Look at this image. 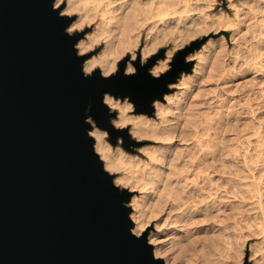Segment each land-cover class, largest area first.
Segmentation results:
<instances>
[{"label":"water","instance_id":"1","mask_svg":"<svg viewBox=\"0 0 264 264\" xmlns=\"http://www.w3.org/2000/svg\"><path fill=\"white\" fill-rule=\"evenodd\" d=\"M55 0H0V264H165L147 233H132L131 192L116 186L89 135L91 122L112 144H136L115 128L105 94L127 98L135 113L151 116L170 85L188 74L178 50L169 69H149L164 49L141 62L130 55L115 73L86 74L70 34L72 17ZM134 72L125 73L126 64Z\"/></svg>","mask_w":264,"mask_h":264},{"label":"rangeland","instance_id":"2","mask_svg":"<svg viewBox=\"0 0 264 264\" xmlns=\"http://www.w3.org/2000/svg\"><path fill=\"white\" fill-rule=\"evenodd\" d=\"M74 1L75 11L70 14L65 12L66 0L54 5L62 6L60 14L72 17V23L85 15L84 5H88L87 0ZM142 1H146L144 5L152 1L156 11L148 9L142 15L145 20L140 17L142 32L139 30L134 40L137 38L140 47L148 44L152 49L148 57L164 49V58L157 61L169 58L165 71L178 50L196 43L197 48L185 58L192 62V69L170 85L172 92L164 96V101L153 103L151 116L135 113L127 98L116 100L128 108L127 116L154 120L156 105H165L166 97L188 87L173 141L175 156L167 162L163 174L167 185L173 182L174 186L180 181L181 186L186 184L190 193L193 192L186 214L182 219L186 205L177 209L166 207L159 191L145 194L146 187L139 175L148 156L137 151L154 143L132 137L130 124L119 127L126 128L136 143L126 149L120 138L112 144L108 133L91 122L92 129L104 132L105 143L114 156L113 170L107 172L114 178L124 176L125 182L117 186L131 192L130 213L135 211L137 219L145 223L143 232L157 250L155 257L165 264H264V146L247 147L243 143L255 139L256 126L264 122V0ZM130 5L129 0L127 6ZM132 6L126 7L125 13ZM92 22L86 24V20L72 32L68 27L67 32L83 33L80 40H87L97 31ZM103 48L104 43L100 42L81 55L91 54L87 58L90 59ZM126 55L131 58L132 52L118 56L114 70L102 75L115 73L117 62ZM183 81L187 83L182 84ZM107 106L116 114L111 119L113 125L120 111ZM92 129L89 135L94 139ZM96 153L104 163L101 153ZM233 154L236 157L232 161ZM183 175L187 177L186 183ZM202 196L201 203L198 198Z\"/></svg>","mask_w":264,"mask_h":264},{"label":"bare ground","instance_id":"3","mask_svg":"<svg viewBox=\"0 0 264 264\" xmlns=\"http://www.w3.org/2000/svg\"><path fill=\"white\" fill-rule=\"evenodd\" d=\"M61 1L63 0H55L54 5L59 4ZM87 1H88V5H84L86 7V8L84 7L85 15L80 13L82 14V16H80L76 22L72 23L69 26V31L72 32L82 27L84 24V21L86 22V20H87L86 24L94 21L96 25L95 27L97 30V31L94 30L96 32V33L94 32L95 36L93 35L90 37L88 36L87 40L82 39L80 40V42H77L76 44L77 53L81 55L89 51L90 49H92L96 44L100 42L104 43V48L102 49V52L98 56L84 60L82 64L83 72L90 73L95 68H100L102 74L110 73L115 68L116 59L118 58V56L122 55L126 51L132 52V56L129 59V61H134V59H136L135 57L137 56L134 50L140 47L139 46L140 43L137 40V38H135L136 41L134 40V37L136 36L137 32H139V30L142 29V27L140 29V25H141L140 17H142L141 19L145 20V16L143 17L142 15L145 14L144 12L146 10L148 12V9L155 10V8H153L154 3H151L152 1L147 0L148 3L149 2L150 3L149 4L145 3L144 5V2L146 1L143 2L142 0H134V2L133 1L131 2L130 0L131 5L127 6L129 4V0H87ZM66 2H67L66 4L67 6L65 9V12L70 14L72 11H75L73 6L76 1L66 0ZM132 3H133V6H132ZM146 4H148V8H144V6L147 7ZM131 6L132 8L129 9ZM126 7H129V8L127 10L128 12L126 11L125 13ZM163 7H165V5ZM76 8L77 7H75V9ZM88 20H90V22ZM146 21L144 22L146 23ZM152 25H153V22H152ZM142 26L144 25L142 24ZM151 51L152 49L148 46V44H145L144 46L140 47V56H141L142 63L144 62L145 58L148 57ZM168 59L169 58L166 57L165 59L161 61H156V63L149 69V73L152 76H158L159 74L163 73L168 67V64H167ZM200 59L202 58L200 57ZM124 71L126 74H130L134 72V67L130 64V62L126 64ZM186 83L187 82L183 81L182 84H186ZM187 88H188L187 86L184 87L175 96L166 97L165 105H156L157 112H156V117L154 120H150L145 117L127 116L125 111L128 108L126 106L120 105L119 101L110 95L105 94L103 97L104 104H107L114 108H118L120 111L117 119L113 122V125L115 128L124 129V128H119V127H122L126 124H130L129 133L132 137L138 140L145 139V140L150 141L151 143H154V145L152 146H149V147L147 146L144 148L142 147L141 149L137 151L139 154L143 153L148 156V160L146 162H143V170L140 172V175H139L141 184L146 187L145 194L147 195H152L155 192L159 191L161 194V197H163L162 202L165 204V206L168 205L166 207L170 206V208L173 207V209H177V208H180L182 205H186L185 209H183L184 213L183 211L181 212L182 219L184 215L186 214L185 212L187 210V203L190 200V194L193 192L190 193V191L187 189L186 184L184 186H181L180 181H176V185L174 186H173V182L167 185L163 181V174H164L167 162H170V160L175 156L173 141L175 140L176 135H177V124L179 120L178 118L180 116L179 111L182 107L181 102H184L185 100L184 94ZM173 107L175 108V111L177 112L173 111L172 109ZM256 128L258 129L255 130L254 134H257L258 136L256 135L257 137L253 140L248 139V140H245V142H243L245 143V145H247V147L248 146L249 147L250 146L251 147L252 146L254 147L264 146V122L263 123L261 122L258 125V127L256 126ZM91 135H93L94 137V150L96 152H100L101 153L100 156L105 159V162L103 163L104 169L106 171H108L109 169L112 171L114 167L112 163V159L114 158V156L110 152L109 146L106 145L105 143L104 132H102L101 130L97 128H93L91 131ZM235 155L236 154H233V156H231L232 161L236 157ZM133 158L136 159L137 157L136 158L133 157ZM137 159H140V158H137ZM182 177H184V180L185 178H187L186 175L185 176L183 175ZM204 178H206V176ZM204 178H203V181H205ZM184 180L182 179L181 182H183ZM113 182L116 186L118 184L124 183L125 182L124 176L119 175L115 177L113 179ZM185 183H186V180H185ZM181 184L183 185V183ZM178 185H180L181 187ZM202 198L204 199L203 196L198 199L201 201L203 200ZM201 203L199 204L202 205ZM135 213L136 212L133 211L132 213L129 214L130 219L133 222V227L131 230H132V233H134L135 235H140L143 233L145 223L142 220L137 219V217L135 216ZM153 254L154 256H156L157 254V250H155V248H153Z\"/></svg>","mask_w":264,"mask_h":264}]
</instances>
